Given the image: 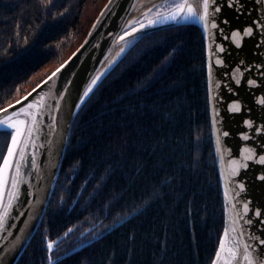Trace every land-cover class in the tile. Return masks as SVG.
<instances>
[{"label":"trees","instance_id":"16d2710c","mask_svg":"<svg viewBox=\"0 0 264 264\" xmlns=\"http://www.w3.org/2000/svg\"><path fill=\"white\" fill-rule=\"evenodd\" d=\"M108 1L0 0V108L60 67ZM8 133L0 131V162ZM108 226L81 243V230ZM223 228L205 42L197 25H179L133 45L82 104L49 206L17 264H49V239L51 264H211Z\"/></svg>","mask_w":264,"mask_h":264},{"label":"water","instance_id":"95a60500","mask_svg":"<svg viewBox=\"0 0 264 264\" xmlns=\"http://www.w3.org/2000/svg\"><path fill=\"white\" fill-rule=\"evenodd\" d=\"M163 1L149 5L152 0H109L83 43L65 61L67 63H63L65 67L49 81L51 73L42 81H48L46 85L41 82L35 91L19 99V104L17 101L11 104L17 111L23 107L26 113H32L31 116L21 114L19 118L27 120V127L33 131L31 138H24L27 143L21 145L25 152L23 160L19 155L15 157V162L21 165L20 175L16 176L15 168L10 170L9 183L0 200V216L3 217L0 264H17L35 236L56 188L71 128L82 104L142 38L155 31L187 24L197 25L205 42L210 125L224 205L220 239L225 238L227 228L230 234L227 247L237 239L255 246L256 238L264 233V223L251 211L253 205L264 204V184L256 179L258 170L264 169V165L259 164V155H264L261 147L264 132L255 131L264 127V105L259 102L264 97V28L259 25V21L264 20V0H219V12L209 8L207 27L198 19L168 20L120 40L125 31L131 32L132 25ZM189 2L195 6L198 0ZM147 6L149 9L142 11ZM254 23L253 33L249 35L244 30ZM126 44L125 52L118 56L120 48ZM217 60L223 62L217 63ZM99 73L104 75L81 104L85 86ZM248 80H255L256 84H248ZM235 108L240 111H234ZM33 117L37 120L35 126ZM246 120H252L253 124L245 123ZM0 131L11 130L0 128ZM11 177L18 180L16 188L11 186ZM241 183L244 189L240 188ZM9 193L15 195L10 198ZM246 202H250L248 212L244 211ZM249 218L254 222L251 226ZM241 230L246 234H240Z\"/></svg>","mask_w":264,"mask_h":264},{"label":"snow or ice","instance_id":"6c2138e0","mask_svg":"<svg viewBox=\"0 0 264 264\" xmlns=\"http://www.w3.org/2000/svg\"><path fill=\"white\" fill-rule=\"evenodd\" d=\"M210 7L213 9L214 12H219V0H198V3L195 6L193 3H190L189 0H178V2L172 5L171 11L166 12L163 15L157 12L156 16L152 19H148L146 23L139 22L138 27H133L131 29V32L125 31L124 34L120 36V40L123 41L125 37L131 36L132 33H137L140 30L145 29L149 25L164 23L168 20L176 21L178 19H183L185 21H188L198 19L199 21L204 23L205 27H207L210 16ZM212 23L215 27V20H213ZM259 25L261 28H264V20H260ZM254 27L255 23L244 31L251 35L253 33ZM127 46L128 45L126 44L125 47L120 48V52L117 53V55L119 56L121 53H124ZM222 62L223 61L217 60V63ZM64 67L65 64H61L60 68H57L56 71L52 73V76L49 77V81L52 79V77H55L56 74L60 72L61 69H63ZM209 70H211V65H209ZM102 75H104V73L97 74L94 78L91 79L90 83L85 86L83 95L82 97H80L81 104L84 102V98L88 97L89 94L93 92L94 86L97 85V82L101 79ZM247 82L251 85L256 84L255 80H248ZM42 83L46 85L48 81H44ZM237 83H239V81H237ZM33 91H35V89ZM259 102L261 105H264V97H261ZM16 103L19 104L20 101H17ZM32 107L33 105H29V108ZM76 107H79V104L76 105ZM10 109L12 110L11 112L9 111ZM233 110L240 111L239 108H235ZM21 114H25L27 116L32 115L31 112L26 113L23 107H21L17 111L11 104H9L7 108H0V116H2V118H0V128H6L11 130L10 133H8V135L10 136V140L7 143L6 153L3 155L2 162H0V200H2L4 189L9 183L10 170L15 168L16 176L20 175L21 165L15 162V157L19 155L20 159L23 160L25 152L21 148V145L27 143L24 138L26 136L31 138L33 131L32 128L27 127V120L19 118ZM244 122L249 125L253 124L252 120H246ZM36 123L37 120L35 117H33V126H35ZM255 131L264 132V127L255 129ZM224 135L227 136L228 133L226 132L224 133ZM245 139H247V136H245ZM261 147L262 149H264V145H262ZM249 159H252V157H249ZM259 164L264 165V155H259ZM244 167L247 168L248 165L245 164ZM258 171L259 175H257L256 179L262 184H264V169ZM233 174H235V172ZM17 184L18 180L16 179V177H11V186L13 188H16ZM240 188L244 189L245 185L241 183ZM14 195L15 193H9L10 198ZM225 195H227V192H225ZM145 203H147V201ZM249 203L250 202H246L244 204L245 212H248L250 210ZM251 211L254 212L256 217L260 218V223H264V204H261L260 206L253 205ZM6 214L7 213L5 212V215ZM2 221L3 217L0 216V222ZM253 223L254 222L251 220V218H249L248 225L251 226ZM71 231L72 229H68V232H66L65 235H68V233ZM232 231L236 232V229H232ZM240 234L246 233L241 230ZM229 235V230L226 228L224 230L225 238L219 240L218 249L215 251V258L212 260V264H264V233L261 234L260 238H256L255 246L249 245L247 242H241L237 239L233 240L231 247H227L226 241L227 238H229ZM54 245V240L49 239L47 241L48 254L46 258L48 259L49 264H51V250L53 249Z\"/></svg>","mask_w":264,"mask_h":264},{"label":"rangeland","instance_id":"374dc122","mask_svg":"<svg viewBox=\"0 0 264 264\" xmlns=\"http://www.w3.org/2000/svg\"><path fill=\"white\" fill-rule=\"evenodd\" d=\"M177 2H178V0H177ZM147 18H148V14H145L142 17L143 20L147 19ZM110 228H111V226H108V227H105V228H97V229H94V230H90L89 228L81 230L79 235H85V238H84V240L81 243L85 244V243H89L90 241H93L94 239L98 238L99 236L104 234L106 231H108Z\"/></svg>","mask_w":264,"mask_h":264},{"label":"bare ground","instance_id":"6f19581e","mask_svg":"<svg viewBox=\"0 0 264 264\" xmlns=\"http://www.w3.org/2000/svg\"><path fill=\"white\" fill-rule=\"evenodd\" d=\"M157 1H159V0H152V2H151L149 5H153L154 2L156 3ZM148 7H149V6H147V7H146L145 9H143L142 11H145V10L149 9Z\"/></svg>","mask_w":264,"mask_h":264}]
</instances>
